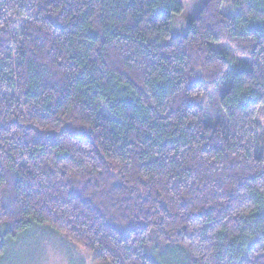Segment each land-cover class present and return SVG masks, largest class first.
<instances>
[{"label":"trees","instance_id":"16d2710c","mask_svg":"<svg viewBox=\"0 0 264 264\" xmlns=\"http://www.w3.org/2000/svg\"><path fill=\"white\" fill-rule=\"evenodd\" d=\"M225 2L0 0V258L264 264V0Z\"/></svg>","mask_w":264,"mask_h":264},{"label":"rangeland","instance_id":"374dc122","mask_svg":"<svg viewBox=\"0 0 264 264\" xmlns=\"http://www.w3.org/2000/svg\"><path fill=\"white\" fill-rule=\"evenodd\" d=\"M175 1L183 6V13L173 18L174 34L178 35L209 0ZM232 3L233 0L224 3L222 10L225 14H235L231 10ZM103 111L109 114L104 106ZM36 230L20 238L19 244L12 245L7 255L0 258V264H99L84 247L70 242L66 237L46 228Z\"/></svg>","mask_w":264,"mask_h":264}]
</instances>
